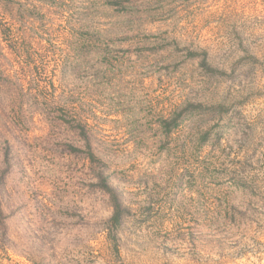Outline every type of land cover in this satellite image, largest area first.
Wrapping results in <instances>:
<instances>
[{
  "label": "rangeland",
  "instance_id": "rangeland-1",
  "mask_svg": "<svg viewBox=\"0 0 264 264\" xmlns=\"http://www.w3.org/2000/svg\"><path fill=\"white\" fill-rule=\"evenodd\" d=\"M0 264H264V0H0Z\"/></svg>",
  "mask_w": 264,
  "mask_h": 264
},
{
  "label": "trees",
  "instance_id": "trees-1",
  "mask_svg": "<svg viewBox=\"0 0 264 264\" xmlns=\"http://www.w3.org/2000/svg\"><path fill=\"white\" fill-rule=\"evenodd\" d=\"M79 123V126H80V128H79V135L80 136H84L85 137V132H84V127H85V125L84 124H82L81 122H78ZM113 213H114V217H117V215L119 214V212H120V205H119V203H118V201H117V199H116V197L113 199Z\"/></svg>",
  "mask_w": 264,
  "mask_h": 264
}]
</instances>
